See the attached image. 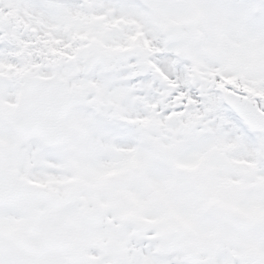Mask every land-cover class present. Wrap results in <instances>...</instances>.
I'll return each mask as SVG.
<instances>
[{
    "label": "snow or ice",
    "instance_id": "6c2138e0",
    "mask_svg": "<svg viewBox=\"0 0 264 264\" xmlns=\"http://www.w3.org/2000/svg\"><path fill=\"white\" fill-rule=\"evenodd\" d=\"M0 264H264V0H0Z\"/></svg>",
    "mask_w": 264,
    "mask_h": 264
}]
</instances>
